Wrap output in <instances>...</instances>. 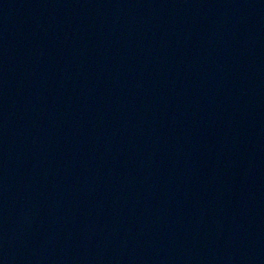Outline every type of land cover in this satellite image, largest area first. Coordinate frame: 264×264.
<instances>
[{
    "label": "water",
    "instance_id": "obj_1",
    "mask_svg": "<svg viewBox=\"0 0 264 264\" xmlns=\"http://www.w3.org/2000/svg\"><path fill=\"white\" fill-rule=\"evenodd\" d=\"M0 264H264V0H0Z\"/></svg>",
    "mask_w": 264,
    "mask_h": 264
}]
</instances>
